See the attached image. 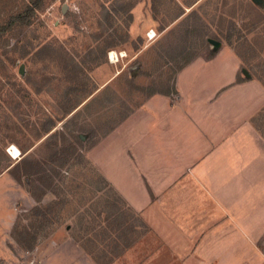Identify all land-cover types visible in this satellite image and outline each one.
<instances>
[{"label": "rangeland", "instance_id": "374dc122", "mask_svg": "<svg viewBox=\"0 0 264 264\" xmlns=\"http://www.w3.org/2000/svg\"><path fill=\"white\" fill-rule=\"evenodd\" d=\"M35 1L0 0V264H35L33 245L66 227L96 264H131L146 227L90 149L210 40L264 86V0H40L26 20ZM14 190L39 199L5 205Z\"/></svg>", "mask_w": 264, "mask_h": 264}, {"label": "crops", "instance_id": "0c3cea01", "mask_svg": "<svg viewBox=\"0 0 264 264\" xmlns=\"http://www.w3.org/2000/svg\"><path fill=\"white\" fill-rule=\"evenodd\" d=\"M242 70L227 46L198 54L172 90L147 97L90 149L92 165L146 227L126 250L131 264H264V135L255 122L264 86ZM18 201L35 204L20 190L4 199ZM31 256L96 264L69 227Z\"/></svg>", "mask_w": 264, "mask_h": 264}, {"label": "trees", "instance_id": "16d2710c", "mask_svg": "<svg viewBox=\"0 0 264 264\" xmlns=\"http://www.w3.org/2000/svg\"><path fill=\"white\" fill-rule=\"evenodd\" d=\"M39 2H40V0H36L34 3H33V5H32V7H29V9L27 10V15H26V20H28L29 18H30V16L32 15V13H33V11L38 7V5H39ZM18 22H20L21 24H24L25 23V19L23 18V17H18L17 19H16ZM238 82H240L241 81V79L240 78H238V80H237ZM6 157H7V155L6 154H4ZM7 159H8V157H7ZM9 160V159H8ZM22 160V159H21ZM10 161V160H9ZM9 165V164H8ZM31 195H32V197L34 198V199H39L38 197H37V195H35V193H32L31 192ZM18 234H14L13 236H14V238L16 239V241L20 244V238L17 236ZM15 236H17V237H15ZM36 242V241H35ZM34 247L36 246V244H34L33 245ZM34 247H32V249L34 248ZM31 249V248H30ZM31 249V250H32Z\"/></svg>", "mask_w": 264, "mask_h": 264}, {"label": "bare ground", "instance_id": "6f19581e", "mask_svg": "<svg viewBox=\"0 0 264 264\" xmlns=\"http://www.w3.org/2000/svg\"><path fill=\"white\" fill-rule=\"evenodd\" d=\"M150 35L153 36V33H150ZM111 56L109 55V59L111 60V62H113L112 60H114V58L116 59V57L114 56V53H111ZM10 152H12L13 159H15L18 156V151L14 147L10 150Z\"/></svg>", "mask_w": 264, "mask_h": 264}, {"label": "water", "instance_id": "95a60500", "mask_svg": "<svg viewBox=\"0 0 264 264\" xmlns=\"http://www.w3.org/2000/svg\"><path fill=\"white\" fill-rule=\"evenodd\" d=\"M210 43L216 48L219 46V43L213 41V40H210ZM19 73L22 74V67L20 68L19 70ZM242 73L245 75V76H248V73L245 71V70H242ZM8 153L10 154V152L8 151ZM11 155V154H10ZM12 157V155H11ZM13 158V157H12Z\"/></svg>", "mask_w": 264, "mask_h": 264}, {"label": "built area", "instance_id": "2783aa9c", "mask_svg": "<svg viewBox=\"0 0 264 264\" xmlns=\"http://www.w3.org/2000/svg\"><path fill=\"white\" fill-rule=\"evenodd\" d=\"M150 33H153V36H151ZM146 37H147L148 39H150V40L153 39V38L155 37V33H154V31H153V30L149 31V32L146 34Z\"/></svg>", "mask_w": 264, "mask_h": 264}]
</instances>
